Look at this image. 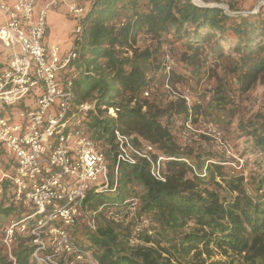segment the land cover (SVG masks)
Instances as JSON below:
<instances>
[{
  "label": "trees",
  "instance_id": "1",
  "mask_svg": "<svg viewBox=\"0 0 264 264\" xmlns=\"http://www.w3.org/2000/svg\"><path fill=\"white\" fill-rule=\"evenodd\" d=\"M80 26L75 40L79 57L59 77L63 85L73 80L76 102H95L85 129L106 157L110 184L89 190L83 201L86 210L95 212L96 229L83 215L67 226L70 237L90 249L98 264H264V108L238 125L255 154L256 172L250 176L209 146H182L173 131L207 106L229 102L218 68L223 76L235 75L243 93L264 83V8L235 15L194 0H90ZM141 34L152 43L139 46ZM166 46L174 63L168 72L165 61L155 63ZM126 48L131 55H125ZM10 58L0 42V71ZM209 71L219 82L213 95L179 92V86L191 81L202 88ZM111 107L116 116L108 114ZM231 114L225 116L230 123ZM116 129L132 136L137 146L152 145L153 160L164 156V179L154 176L147 158L118 160ZM15 165L0 143L5 191L0 241L7 218L18 221L28 212L12 201L9 179ZM132 198L136 206L129 202ZM146 218L149 225L143 224ZM14 238V258L0 246V264H40L31 235L16 229ZM71 258L67 255L60 263L70 264Z\"/></svg>",
  "mask_w": 264,
  "mask_h": 264
},
{
  "label": "built area",
  "instance_id": "2",
  "mask_svg": "<svg viewBox=\"0 0 264 264\" xmlns=\"http://www.w3.org/2000/svg\"><path fill=\"white\" fill-rule=\"evenodd\" d=\"M38 2L0 0V14L7 18L0 25V42L11 52L9 64L0 71V143L16 161L9 179L12 201L28 209L22 218L9 224L4 239L11 245L16 229L31 235L36 246L34 258L40 264H61L67 255H72L70 264H98L94 253L77 244L67 229L83 215L96 229L95 212L86 210L83 201L89 190L107 189L110 184L106 157L85 129L95 102H76L73 80L63 85L59 77L78 59L79 46L74 44L64 50L44 42L48 10L59 5L60 0H48L37 8ZM67 7L78 18L87 10L78 1H69ZM76 29L81 32L80 24ZM77 75L76 71L72 74ZM31 92L36 95L35 104L22 103L19 109H10ZM116 113V108L109 109L110 116ZM115 139L119 161L147 158L152 162L154 176L164 179L160 170L164 156L153 160L152 145L137 146L132 136L119 129L115 130ZM129 202L138 204L135 198ZM148 222L146 218L143 224ZM11 257L14 258L12 254Z\"/></svg>",
  "mask_w": 264,
  "mask_h": 264
},
{
  "label": "rangeland",
  "instance_id": "3",
  "mask_svg": "<svg viewBox=\"0 0 264 264\" xmlns=\"http://www.w3.org/2000/svg\"><path fill=\"white\" fill-rule=\"evenodd\" d=\"M78 1V0H77ZM207 3H223L229 8L228 2L231 3L235 11L233 12H252V10L264 8V0H202ZM79 2V1H78ZM81 4L88 9L89 0H80ZM230 10V8H229ZM231 11V10H230ZM73 17V20L70 21L71 26H73L76 21L77 24L75 28H69V26L64 27L66 29L64 31V37L61 39L56 36V31L53 28H50V35L47 37V40L51 44L52 42H56L58 45H62L63 48H72L73 44H75V40L77 37V25L80 24L81 18ZM6 16H4V20L1 23L6 21ZM73 24V25H72ZM142 39V40H141ZM139 46L146 44H150L151 38L146 36L145 34H141L138 38ZM170 46L163 47V51H161L156 58V65H163L162 61H165L167 66L164 70L167 72L170 71V68L174 65L173 60L170 58L171 53ZM132 50L125 49V55H131ZM165 64V63H164ZM219 75L222 77L221 83L224 84L225 94L228 95V101L224 103L223 106H207L205 110L195 116H192L191 122L188 124L179 122L175 125L173 131L175 136L178 138L179 142L184 147H191L198 143L209 146L215 152L225 155L231 162L230 164L235 168L238 172H243L246 176H250L251 174L256 172V168L252 163V158L255 156L251 151H249L251 140L250 138L241 132L238 127L239 121L244 119L248 120L257 110L264 108V83H257L254 85V88L249 91L243 93L240 91L238 87V82L236 80V76L233 74H227L223 76V72L220 68L217 69ZM165 73V71H164ZM209 74L211 76H209ZM219 84L216 79L215 72L209 71L206 72L205 79L202 80V88L198 87L193 81L187 82L185 85L179 86V92L186 91L187 96H200V95H213L217 88L216 86ZM168 89L169 87L166 86ZM147 95V94H146ZM189 97V96H188ZM89 102H93V99L88 98ZM208 101L209 98H207ZM36 103V95L34 92H31V95L27 96L23 101L14 107L10 108L15 111L19 109L20 104H31ZM59 100L55 103L54 107H57ZM53 107V108H54ZM231 111V123L225 119L226 114ZM230 120V119H229ZM97 142V141H96ZM98 146V143H97ZM99 148V146H98ZM100 149V148H99ZM4 177V175H3ZM2 177V178H3ZM3 179H1L0 183H2ZM5 191L3 190L0 193V197ZM16 220V219H13ZM13 220L7 218L6 223H12ZM61 224V223H60ZM149 225V222L147 223ZM186 229V228H185ZM152 231L149 230V233ZM6 235V233H5ZM5 237V236H4ZM0 241V246H5V249L8 254L12 250V245H9L4 238ZM136 242L139 240L135 239ZM3 242V244L1 243ZM134 242V241H133ZM12 244V243H11ZM11 257V254H10ZM213 258L218 259L221 258L219 255H215ZM87 264V263H84Z\"/></svg>",
  "mask_w": 264,
  "mask_h": 264
},
{
  "label": "crops",
  "instance_id": "4",
  "mask_svg": "<svg viewBox=\"0 0 264 264\" xmlns=\"http://www.w3.org/2000/svg\"><path fill=\"white\" fill-rule=\"evenodd\" d=\"M47 1L48 0H39V2L37 4V8L42 7ZM69 1H77V0H60L59 5L51 7L48 10L47 24H46L47 33H46L45 39H44V42L46 44H48V45L57 44L55 41L52 42L51 44H49L50 42L47 40V37L50 35V32H51L50 28L55 29V31H56L55 37H59L60 39L62 37H64V31L66 30V29H64V27L67 28V26H69V28H75L77 21L74 25L72 24L73 26H71V24H70V21L73 20V17L68 12L67 3ZM78 1L80 2V0H78ZM2 20H4V15L0 14V25L3 24V23H1ZM73 46H74V44H73ZM63 49L67 50L70 48L68 47V48H63ZM2 177H3V172L0 171V181H1Z\"/></svg>",
  "mask_w": 264,
  "mask_h": 264
},
{
  "label": "water",
  "instance_id": "5",
  "mask_svg": "<svg viewBox=\"0 0 264 264\" xmlns=\"http://www.w3.org/2000/svg\"><path fill=\"white\" fill-rule=\"evenodd\" d=\"M194 2L196 3V4H198V5H200V6H204V5H209V6H218V7H222V8H225V10H226V12L227 13H231V14H248V13H252V12H255L256 10H258V8L257 9H255V10H252V12H248V11H245V12H238V11H236V12H231L230 10H229V8H227L226 7V5L225 4H223V3H220V4H217V3H207V2H205V1H202V0H194Z\"/></svg>",
  "mask_w": 264,
  "mask_h": 264
}]
</instances>
